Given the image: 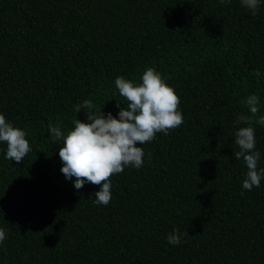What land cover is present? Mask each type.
I'll return each mask as SVG.
<instances>
[{
  "label": "trees",
  "instance_id": "trees-1",
  "mask_svg": "<svg viewBox=\"0 0 264 264\" xmlns=\"http://www.w3.org/2000/svg\"><path fill=\"white\" fill-rule=\"evenodd\" d=\"M147 67L180 97L183 124L138 145L143 166L113 175L96 204L100 186L61 172L49 124L87 121L84 100L118 118L116 77L140 83ZM252 94L264 115V0L256 15L241 0H0V114L31 148L17 163L0 142V264H264V178L244 189L234 157Z\"/></svg>",
  "mask_w": 264,
  "mask_h": 264
},
{
  "label": "clouds",
  "instance_id": "clouds-1",
  "mask_svg": "<svg viewBox=\"0 0 264 264\" xmlns=\"http://www.w3.org/2000/svg\"><path fill=\"white\" fill-rule=\"evenodd\" d=\"M230 0H219L221 5ZM242 6L256 15L260 0H241ZM259 76V72L256 73ZM115 86L119 94L128 102L127 107L120 109L117 116L111 112L105 115L102 110L94 111L91 100H84L76 106L78 113L82 108L86 111L87 121L74 119L72 127L66 133L59 126L49 124V134L53 141L61 140L59 157L62 161L61 172L66 179L75 177L74 186L81 189L85 183L100 186L94 194L96 204L108 205L112 198L111 177L122 173L125 166L140 169L143 166L144 151L138 145L151 142L157 133L167 135L183 124V115L179 110L180 97L174 88L166 83L161 73L153 67H147L140 83L117 76ZM249 109L250 115L240 114L235 124L241 126L235 132V143L239 151L234 152L236 160L243 159L247 166L243 188L251 190L260 187L264 178V168L258 169L260 153L255 150V130L253 124L264 125V115H259V97L249 95L242 101ZM0 142H6V158L20 163L31 151L26 133L14 127L0 114ZM184 235H189L186 231ZM6 233L0 228V244L6 239ZM172 245L182 243L178 229H174L167 237Z\"/></svg>",
  "mask_w": 264,
  "mask_h": 264
}]
</instances>
